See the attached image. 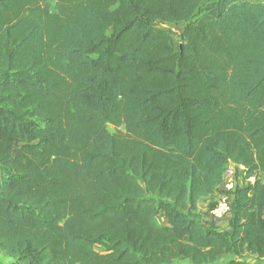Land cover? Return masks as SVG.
<instances>
[{"label": "trees", "instance_id": "obj_1", "mask_svg": "<svg viewBox=\"0 0 264 264\" xmlns=\"http://www.w3.org/2000/svg\"><path fill=\"white\" fill-rule=\"evenodd\" d=\"M230 163L244 183L226 233L196 210ZM263 175L264 3L0 0V253L15 264L264 258Z\"/></svg>", "mask_w": 264, "mask_h": 264}, {"label": "crops", "instance_id": "obj_2", "mask_svg": "<svg viewBox=\"0 0 264 264\" xmlns=\"http://www.w3.org/2000/svg\"><path fill=\"white\" fill-rule=\"evenodd\" d=\"M251 1L264 3V0H251ZM234 169H236L235 164H233V163L228 164L227 168L223 174L222 180L217 184V186L214 189V191L212 192V194L207 195V196H202L199 198V200L197 202V210H196V213L198 215H200L201 217L209 219V216L206 213L208 206L210 205V203L217 200V198L220 196V194L222 192V185H223L224 180L232 175V173L234 172ZM229 219H230V216H226L222 219L215 220L213 223L218 230L230 232ZM166 223L167 222L165 220H163V222H161L160 224H166ZM0 264H15V263H14L13 258L6 257L2 253H0Z\"/></svg>", "mask_w": 264, "mask_h": 264}, {"label": "rangeland", "instance_id": "obj_3", "mask_svg": "<svg viewBox=\"0 0 264 264\" xmlns=\"http://www.w3.org/2000/svg\"><path fill=\"white\" fill-rule=\"evenodd\" d=\"M166 26H169L171 28L173 42H174L175 45H177V43L179 42L180 34H181V31H182L184 25L179 22V23L167 24ZM107 128H108V130L110 132L116 131V128L114 126H112V125H108ZM117 129H119V128H117ZM231 176H233L236 179L237 187L244 183L243 174L241 172H239L237 169H234V172L232 173ZM263 179H264V175H263ZM207 211H208V209H207ZM163 220H165V219L162 216H158L157 217V221L159 223L163 222ZM222 232H226V231H222ZM94 247L99 252H103L104 251V247H103L102 244H95ZM232 258L242 259L244 261L251 262V263H256V264H263L264 263V258H258L254 254H250V253H243L241 256L227 254V255H224L221 258H219L217 261H215L213 263H209V264H224L227 260L232 259Z\"/></svg>", "mask_w": 264, "mask_h": 264}, {"label": "built area", "instance_id": "obj_4", "mask_svg": "<svg viewBox=\"0 0 264 264\" xmlns=\"http://www.w3.org/2000/svg\"><path fill=\"white\" fill-rule=\"evenodd\" d=\"M235 168L244 174V167L242 165H236ZM254 177H249L247 180L252 181ZM236 179L233 176L228 177L223 185L220 196L215 201V204L208 210L210 220L215 221L226 217L230 213L231 209V193L236 188Z\"/></svg>", "mask_w": 264, "mask_h": 264}, {"label": "bare ground", "instance_id": "obj_5", "mask_svg": "<svg viewBox=\"0 0 264 264\" xmlns=\"http://www.w3.org/2000/svg\"><path fill=\"white\" fill-rule=\"evenodd\" d=\"M239 195V194H238Z\"/></svg>", "mask_w": 264, "mask_h": 264}]
</instances>
